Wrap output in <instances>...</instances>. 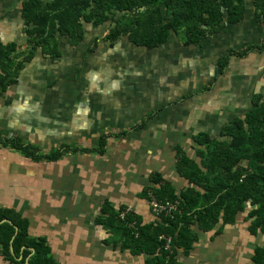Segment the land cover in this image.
Masks as SVG:
<instances>
[{
  "label": "crops",
  "instance_id": "crops-1",
  "mask_svg": "<svg viewBox=\"0 0 264 264\" xmlns=\"http://www.w3.org/2000/svg\"><path fill=\"white\" fill-rule=\"evenodd\" d=\"M251 1L243 21L196 45L175 33L158 48L127 36L112 44L107 31L88 25L80 41L58 33L55 46L33 56L18 1L0 2V40L16 46L18 68L16 82L0 93V135L36 147L40 158L61 153L55 161L35 160L0 142V210L22 215L29 237L45 239L57 264H146L148 255L122 248L104 224L105 211L131 209L144 224L156 222L153 194L146 196L153 176L177 195L193 187L179 173V149L202 163L197 136L222 139L257 95L264 100V51L233 56L220 69L233 51L264 45V21ZM101 138L104 154L86 152L98 150ZM249 227L247 213L212 231L196 226L197 245L180 252V262L251 264L264 233ZM24 249L16 260L29 264ZM0 264L17 263L1 253Z\"/></svg>",
  "mask_w": 264,
  "mask_h": 264
},
{
  "label": "trees",
  "instance_id": "trees-1",
  "mask_svg": "<svg viewBox=\"0 0 264 264\" xmlns=\"http://www.w3.org/2000/svg\"><path fill=\"white\" fill-rule=\"evenodd\" d=\"M259 17L264 21V0H252ZM248 0H25L24 17L27 23L30 55L39 47L45 51L57 44L55 35L70 36L73 42L83 38L84 26H97L107 31L104 39L114 44L127 36L131 42L147 48H158L175 33L184 45L201 43L211 35L223 31L228 25L243 21ZM255 49L264 51V45L251 47L245 52L233 51L220 61L223 72L233 56H245ZM15 45L6 46L0 40V93L17 80ZM56 54L54 52L52 55ZM29 55V57H31ZM0 142L22 151L28 158L55 161L61 153L39 157V150L20 139ZM201 145L202 163L196 162L179 149V173L194 185L177 195L160 174L154 175L155 187L146 192L158 202H180L172 215L158 216L156 222L144 224L141 217L126 210L105 211L104 224L114 231L123 249L133 254L148 255L146 264H182L180 252L190 254L196 247L200 233L214 230L221 221L233 224L238 216L247 213L250 232L264 233V100L254 99V108L245 118L238 117L228 124L222 139L209 133L197 136ZM100 148L87 151L104 154L105 138ZM172 238V247L167 249ZM13 247V250H12ZM30 257L29 264H57L45 239H32L27 222L16 211L0 210V254L26 264L25 258L17 262V255ZM32 250L35 251L32 254ZM32 254V255H31ZM31 255V256H30ZM251 264H264V245L254 249Z\"/></svg>",
  "mask_w": 264,
  "mask_h": 264
},
{
  "label": "built area",
  "instance_id": "built-area-1",
  "mask_svg": "<svg viewBox=\"0 0 264 264\" xmlns=\"http://www.w3.org/2000/svg\"><path fill=\"white\" fill-rule=\"evenodd\" d=\"M179 206H180V202L179 201H177V202L166 201L164 203H162V202L160 203L155 198H153L150 201L151 210L153 211V213L156 216H161L163 214L166 215V216H170V215H172V213L174 211H178L179 210ZM128 213H132V210L131 209H127L126 211H123L120 214V217L122 219H124ZM162 238L165 239L168 242V245H166L167 249H171V247H172V238H165V237H162Z\"/></svg>",
  "mask_w": 264,
  "mask_h": 264
},
{
  "label": "flooded vegetation",
  "instance_id": "flooded-vegetation-1",
  "mask_svg": "<svg viewBox=\"0 0 264 264\" xmlns=\"http://www.w3.org/2000/svg\"><path fill=\"white\" fill-rule=\"evenodd\" d=\"M12 1H18L17 2V6H16L17 12L19 13L20 16H22V19L25 21V31H27L26 30L27 29V23H26V19L24 17V8H25L24 3H25V0H0L1 3H3V4L6 3L7 5H9L11 7L14 5ZM20 5L22 6L21 9H19ZM10 14L11 15L14 14V17H15V9L11 10ZM20 16H18V17H20ZM18 17H16V18H18ZM17 20H19V19H17ZM102 32H105V31H102Z\"/></svg>",
  "mask_w": 264,
  "mask_h": 264
},
{
  "label": "rangeland",
  "instance_id": "rangeland-1",
  "mask_svg": "<svg viewBox=\"0 0 264 264\" xmlns=\"http://www.w3.org/2000/svg\"><path fill=\"white\" fill-rule=\"evenodd\" d=\"M261 238H263V237H261Z\"/></svg>",
  "mask_w": 264,
  "mask_h": 264
}]
</instances>
